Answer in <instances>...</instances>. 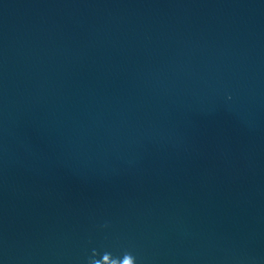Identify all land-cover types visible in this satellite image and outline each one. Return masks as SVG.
Wrapping results in <instances>:
<instances>
[{"label":"water","instance_id":"water-1","mask_svg":"<svg viewBox=\"0 0 264 264\" xmlns=\"http://www.w3.org/2000/svg\"><path fill=\"white\" fill-rule=\"evenodd\" d=\"M0 264H264V0H0Z\"/></svg>","mask_w":264,"mask_h":264}]
</instances>
